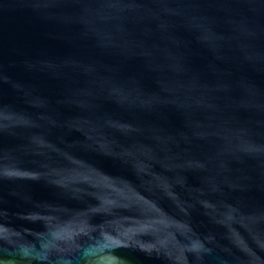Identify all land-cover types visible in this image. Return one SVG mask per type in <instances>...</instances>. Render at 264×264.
<instances>
[{
    "label": "water",
    "instance_id": "obj_1",
    "mask_svg": "<svg viewBox=\"0 0 264 264\" xmlns=\"http://www.w3.org/2000/svg\"><path fill=\"white\" fill-rule=\"evenodd\" d=\"M0 264H264V0H0Z\"/></svg>",
    "mask_w": 264,
    "mask_h": 264
}]
</instances>
